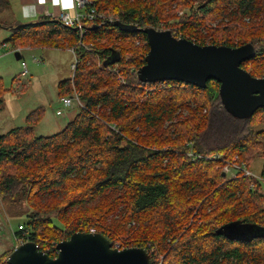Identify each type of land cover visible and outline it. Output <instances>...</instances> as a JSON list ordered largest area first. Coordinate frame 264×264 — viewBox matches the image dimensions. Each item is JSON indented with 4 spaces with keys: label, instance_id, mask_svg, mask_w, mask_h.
I'll return each mask as SVG.
<instances>
[{
    "label": "trees",
    "instance_id": "1",
    "mask_svg": "<svg viewBox=\"0 0 264 264\" xmlns=\"http://www.w3.org/2000/svg\"><path fill=\"white\" fill-rule=\"evenodd\" d=\"M175 1L94 0L93 7L97 15L162 26L202 45L251 43L256 54L241 66L264 75V0H200L195 7V0ZM8 4L0 0V8ZM0 28L9 30L3 42L11 49L72 48V83L83 104L53 134H34L40 108L24 126L0 134V199L7 208L17 201L27 207L8 210L23 226L13 232L16 243L33 241L55 257L60 240L94 228L113 246L148 248L152 264L160 255L161 264H264L260 180L222 176L224 159L237 155L249 167L264 157V107L249 117L232 115L212 79L204 88L140 81L146 35L121 31L108 19L87 22L82 35L46 15ZM72 83L60 80L57 95H70ZM6 90L0 76V96ZM228 225L255 226L254 235L216 233ZM8 254H0V264H8Z\"/></svg>",
    "mask_w": 264,
    "mask_h": 264
},
{
    "label": "water",
    "instance_id": "2",
    "mask_svg": "<svg viewBox=\"0 0 264 264\" xmlns=\"http://www.w3.org/2000/svg\"><path fill=\"white\" fill-rule=\"evenodd\" d=\"M112 24L124 32H142L149 49L144 63L137 69L142 82L177 80L198 87H206L208 80L219 83L222 106L232 115L245 118L264 107V75L255 77L241 66L256 54L251 43L238 46L198 44L186 37H175L169 29L139 27L113 20ZM20 59L18 51L14 52ZM222 176L224 172L222 171ZM243 226L234 229L221 226L216 233L237 240L250 239ZM57 254L50 257L33 241L17 243L9 252L8 264H152L146 247L115 248L111 238L102 232H73L56 244Z\"/></svg>",
    "mask_w": 264,
    "mask_h": 264
},
{
    "label": "rangeland",
    "instance_id": "3",
    "mask_svg": "<svg viewBox=\"0 0 264 264\" xmlns=\"http://www.w3.org/2000/svg\"><path fill=\"white\" fill-rule=\"evenodd\" d=\"M199 1H194V7ZM172 3L175 5L176 1L173 0ZM12 4L13 0H11V7ZM184 9L177 10L176 14L181 15ZM13 11L15 12L16 9L13 8ZM99 15L102 17L100 19H108L109 22L115 20L112 16L106 18L103 14ZM12 22H14L13 12L9 5L0 8V23L10 24ZM210 25V27H215L217 24L212 21ZM218 27H223V25L220 24ZM155 28L168 29L162 26ZM211 30H214V28H208V31ZM203 33H205V30H203ZM8 35L9 30L0 28V43H3L0 46V76L4 88L8 89L0 96V134L13 127L24 126L26 116L37 108L42 109V117L34 127L35 135H49L61 130L78 111V106L75 105L64 107L61 97L57 95V83L60 80L69 78L71 83L73 81L74 70L71 68V64L75 60L73 52L70 53L66 49L30 46L11 49L8 43L3 42ZM68 50L73 49L69 48ZM16 51L19 52L22 58L16 59L14 55ZM22 61L25 62L27 67V75L25 76L20 75ZM13 78H15L14 81ZM71 85L72 91L70 94L75 90L73 83ZM59 109L62 110V114L56 115V111ZM263 166L264 157H255L249 168L255 172L256 179L260 180V189L264 195V175L261 174ZM8 204L0 199V241L4 244L5 251L9 250L10 252L13 248L12 245L17 244L13 231L17 228L18 219L20 218L12 216L8 210L17 211L19 214L21 209L25 210L27 207L25 203L19 201L11 205V208H7ZM7 215L10 218H7ZM242 230L247 234H252L255 226L244 225ZM162 257V255L159 256L160 260L157 264H161Z\"/></svg>",
    "mask_w": 264,
    "mask_h": 264
},
{
    "label": "built area",
    "instance_id": "4",
    "mask_svg": "<svg viewBox=\"0 0 264 264\" xmlns=\"http://www.w3.org/2000/svg\"><path fill=\"white\" fill-rule=\"evenodd\" d=\"M73 5V10H61L58 14L54 15L49 10L44 9L43 15L50 16L57 18L62 24L74 27L79 30V34L82 35L85 32V27L87 22H92L96 19L102 18L100 15L96 14V10L93 7L94 0H71ZM112 20V19H110ZM6 43V42H4ZM3 43H0V46H2ZM73 52V50H71ZM22 58V57H21ZM75 62L71 64L72 70L75 69ZM21 68L22 71L20 72L21 76L27 75V67L24 61L21 62ZM114 72H117L115 68H113ZM61 102L63 103L64 107L68 106H78L82 107L83 104L79 99L78 93L74 90L72 94L66 95L61 97ZM62 110H57L56 115H61ZM191 155V153H189ZM208 158L216 159L219 158V156H209ZM222 171L225 175H227L230 178H235L240 173L243 176H252L255 177V174L247 167L244 163H240L238 161V156L234 155L231 159H224L223 165H222ZM17 229L21 230L23 229L22 225H17ZM90 232H96L94 228H90ZM14 232V231H13ZM119 244H116L115 248H119ZM56 248V245H55ZM57 253V249H56Z\"/></svg>",
    "mask_w": 264,
    "mask_h": 264
},
{
    "label": "crops",
    "instance_id": "5",
    "mask_svg": "<svg viewBox=\"0 0 264 264\" xmlns=\"http://www.w3.org/2000/svg\"><path fill=\"white\" fill-rule=\"evenodd\" d=\"M8 2H9L8 4L9 8H11L13 12V21L23 22V21L34 20L44 14L43 13L44 9L49 10L54 15L58 14L61 10H68V11L73 10V5L71 0H13L12 7H11V0H8ZM70 7L71 9H69ZM13 8L16 9L15 11L16 15L15 12L13 11ZM66 50L72 53V51L68 49ZM250 170L255 174V172L252 169ZM5 216H4L5 219L10 218L8 215L7 218ZM14 245H12V247H14ZM0 249L2 253L5 252L6 250L4 244H2L1 241H0Z\"/></svg>",
    "mask_w": 264,
    "mask_h": 264
}]
</instances>
